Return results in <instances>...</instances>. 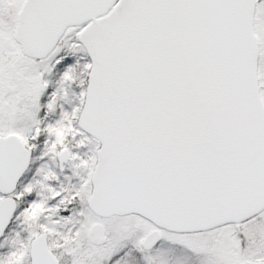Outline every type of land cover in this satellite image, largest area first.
Masks as SVG:
<instances>
[{
	"label": "snow or ice",
	"instance_id": "1",
	"mask_svg": "<svg viewBox=\"0 0 264 264\" xmlns=\"http://www.w3.org/2000/svg\"><path fill=\"white\" fill-rule=\"evenodd\" d=\"M0 264H264V0H0Z\"/></svg>",
	"mask_w": 264,
	"mask_h": 264
}]
</instances>
